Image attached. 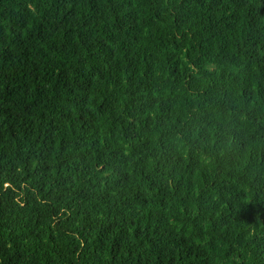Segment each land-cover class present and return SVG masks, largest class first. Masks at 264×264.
Here are the masks:
<instances>
[{
	"label": "trees",
	"instance_id": "obj_1",
	"mask_svg": "<svg viewBox=\"0 0 264 264\" xmlns=\"http://www.w3.org/2000/svg\"><path fill=\"white\" fill-rule=\"evenodd\" d=\"M0 264H264V0H0Z\"/></svg>",
	"mask_w": 264,
	"mask_h": 264
}]
</instances>
